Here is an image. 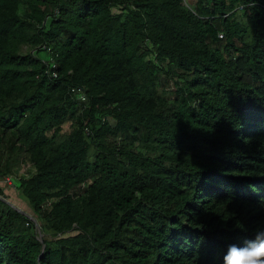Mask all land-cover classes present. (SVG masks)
<instances>
[{
	"label": "trees",
	"instance_id": "obj_1",
	"mask_svg": "<svg viewBox=\"0 0 264 264\" xmlns=\"http://www.w3.org/2000/svg\"><path fill=\"white\" fill-rule=\"evenodd\" d=\"M0 181V264H223L264 228V0H0Z\"/></svg>",
	"mask_w": 264,
	"mask_h": 264
},
{
	"label": "clouds",
	"instance_id": "obj_2",
	"mask_svg": "<svg viewBox=\"0 0 264 264\" xmlns=\"http://www.w3.org/2000/svg\"><path fill=\"white\" fill-rule=\"evenodd\" d=\"M223 264H264V228L257 229L242 244H229Z\"/></svg>",
	"mask_w": 264,
	"mask_h": 264
},
{
	"label": "rangeland",
	"instance_id": "obj_3",
	"mask_svg": "<svg viewBox=\"0 0 264 264\" xmlns=\"http://www.w3.org/2000/svg\"><path fill=\"white\" fill-rule=\"evenodd\" d=\"M115 11H117V9H114ZM40 56H42V57H47L48 56V53L46 52V51H41L40 52ZM165 81H161V83L163 84ZM161 84V85H162ZM82 94V93H81ZM78 95V97L80 98V95L79 94H77ZM81 97L82 98H84V96L83 95H81ZM71 124H72V121H68V122H66L65 123V125H64V131H67V130H69L71 127ZM134 135H132V134H130V135H128V137H127V140L126 141H128V142H131V140H133V137ZM131 137V138H130ZM125 138H126V136L124 135H115V136H113V139L118 143H120V144H122L123 142H125ZM138 140L136 139V141L133 143V147H137L138 146ZM23 172V170H20L19 171V173H22ZM2 181H6L7 183H10L11 185H10V188L9 189H7L6 187H5V190H7V192H11V191H14V193H15V191H16V193H17V195H19V197L21 198V194H20V192L18 191V189H19V184H20V182H19V180L15 177V176H9L6 180H2ZM7 183L5 184V186H7ZM3 184L1 183V181H0V188H4L3 186H2ZM7 203H10L11 204V201H10V199H8L7 197H5L4 195H3V197H2ZM20 205H22V203H21V201H19L18 202ZM18 207V206H17ZM19 209H21L20 207H18ZM23 210V209H22ZM24 211V210H23Z\"/></svg>",
	"mask_w": 264,
	"mask_h": 264
},
{
	"label": "built area",
	"instance_id": "obj_4",
	"mask_svg": "<svg viewBox=\"0 0 264 264\" xmlns=\"http://www.w3.org/2000/svg\"><path fill=\"white\" fill-rule=\"evenodd\" d=\"M220 35H221V34H220ZM221 36H222V35H221ZM52 65L55 66L54 63H53ZM74 90H75V89H73V91H74ZM77 94L80 95V98H79V99H85V94H84V93L81 94V92H78ZM81 95H83L84 98H82ZM86 131H87L88 134L91 133V131L89 130V128H86Z\"/></svg>",
	"mask_w": 264,
	"mask_h": 264
},
{
	"label": "water",
	"instance_id": "obj_5",
	"mask_svg": "<svg viewBox=\"0 0 264 264\" xmlns=\"http://www.w3.org/2000/svg\"><path fill=\"white\" fill-rule=\"evenodd\" d=\"M19 210H21V209H19ZM21 212H23L22 210H21ZM23 213H25V212H23ZM45 246H43V248H44Z\"/></svg>",
	"mask_w": 264,
	"mask_h": 264
}]
</instances>
